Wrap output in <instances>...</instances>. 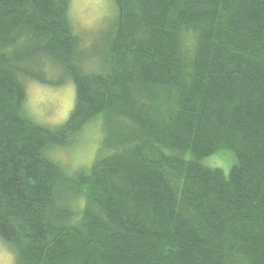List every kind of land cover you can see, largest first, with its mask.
I'll return each instance as SVG.
<instances>
[{
	"label": "trees",
	"instance_id": "obj_1",
	"mask_svg": "<svg viewBox=\"0 0 264 264\" xmlns=\"http://www.w3.org/2000/svg\"><path fill=\"white\" fill-rule=\"evenodd\" d=\"M71 1L0 0V239L16 264H264V0H112L99 58ZM26 81L74 84L66 123L28 117ZM97 119L107 154L78 172L52 158ZM220 153L227 172L207 164Z\"/></svg>",
	"mask_w": 264,
	"mask_h": 264
},
{
	"label": "rangeland",
	"instance_id": "obj_2",
	"mask_svg": "<svg viewBox=\"0 0 264 264\" xmlns=\"http://www.w3.org/2000/svg\"><path fill=\"white\" fill-rule=\"evenodd\" d=\"M116 8L112 0H72L70 15L76 32L81 36L85 48L99 58V53L113 32L116 20ZM95 65L97 62L92 60ZM91 62V63H92ZM27 101L25 109L28 117L35 123L55 128L63 125L69 119L75 106V87L70 81L63 86H51L34 81L25 82ZM103 120L91 122L78 137V141L66 148H57L51 152L54 160L64 165L71 172L89 169L103 148L105 141L102 132ZM102 151V150H101ZM105 155L107 150L102 151ZM234 163L230 153H220L210 158L207 164L220 167L226 172ZM76 205L84 206V201L78 200ZM0 264H16L14 250L0 239Z\"/></svg>",
	"mask_w": 264,
	"mask_h": 264
}]
</instances>
